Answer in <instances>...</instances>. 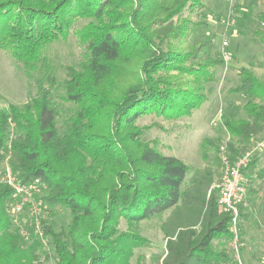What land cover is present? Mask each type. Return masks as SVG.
Instances as JSON below:
<instances>
[{
    "label": "trees",
    "instance_id": "16d2710c",
    "mask_svg": "<svg viewBox=\"0 0 264 264\" xmlns=\"http://www.w3.org/2000/svg\"><path fill=\"white\" fill-rule=\"evenodd\" d=\"M196 7H204L202 0H0V50L30 78L50 73L48 47L67 39L78 19L89 20L75 29L85 61L70 69L61 95L77 106L66 132L58 128L60 110L43 77H37L31 101L0 107V162L10 153V168L23 184L40 178L46 202L70 211L67 228L43 223L57 264H130L134 247L147 239L121 230V219L131 228L166 213L162 264H221L230 258L225 245L232 215L219 211L213 170H196L186 186L188 164L164 154L156 140H144V128L136 124L145 114L190 117L207 101V85L217 80L224 60L202 57L207 44L191 41L204 23L183 13ZM251 35L264 46V27ZM231 92L250 97L243 106L247 118L233 105L223 117L228 134L241 143L228 145L235 159L264 131V77L242 67ZM155 125L162 127H147ZM210 142L217 147L220 139ZM256 163L257 154L244 173ZM256 177L264 184V165ZM12 194L0 182V264H44L42 239L24 246L11 231ZM247 218L243 210V232Z\"/></svg>",
    "mask_w": 264,
    "mask_h": 264
},
{
    "label": "rangeland",
    "instance_id": "374dc122",
    "mask_svg": "<svg viewBox=\"0 0 264 264\" xmlns=\"http://www.w3.org/2000/svg\"><path fill=\"white\" fill-rule=\"evenodd\" d=\"M204 7L187 9L183 16L201 21L203 26L197 28L191 36V41H202L208 50L202 57H215L224 60L218 68L217 80L207 85V101L190 117L168 120L156 114H145L136 120V124L144 128V140H156L159 149L167 155L182 159L190 167L186 178V186L196 170L209 167L214 172L213 187L222 181L223 164L221 146L230 142L240 145L232 138L224 127V116L230 105L239 112L238 116L247 118L243 106L250 97L242 93H233L231 89L239 83V72L242 67H251L254 72L264 77V46L254 39L251 30L264 27L262 19L263 8L260 0H202ZM89 20L78 19L75 29H79ZM73 29L67 39L52 43L46 55L50 59L51 71L34 73L28 77L23 65L17 62L10 53L0 50V107L10 103L24 105L38 93L37 77L44 78V85L49 89L53 102L60 110L58 128L66 132L70 127V117L76 112L77 106L65 102L61 95L65 92V82L70 77V69H79L85 61V47L79 42ZM228 42V59H224L223 43ZM49 76L54 77L52 84ZM160 123L162 127L153 123ZM251 149L257 142L264 139V131L253 137ZM220 139L216 147L210 140ZM231 149L229 148V151ZM232 155V150L230 151ZM263 151H258V162L246 172L249 189V205L245 209L248 218L244 223V248L242 264H264V184L256 177L257 171L264 165ZM8 153L0 162V182L7 183L14 172L10 168ZM14 173V174H13ZM17 175V174H16ZM42 202L39 210H32L26 204L21 214L14 213L12 201L8 203L7 211L11 218V231L19 233L28 246L34 239L44 238L43 244L48 256H42L44 264H57L55 249L49 243V238L41 236L43 223L52 225L56 230L67 228L71 219L70 211L65 207H52L45 200V185L36 195ZM220 211V210H219ZM221 212V211H220ZM170 213L151 220H143L130 228L121 219L119 228L123 231L133 229L147 239V243L135 246L130 264H162L167 252V236L163 223ZM42 238V239H43ZM215 245L217 242L215 241ZM225 248L230 252L228 243ZM222 264V263H221Z\"/></svg>",
    "mask_w": 264,
    "mask_h": 264
},
{
    "label": "built area",
    "instance_id": "2783aa9c",
    "mask_svg": "<svg viewBox=\"0 0 264 264\" xmlns=\"http://www.w3.org/2000/svg\"><path fill=\"white\" fill-rule=\"evenodd\" d=\"M227 48L228 42L225 41L223 43V49L224 59L226 60L228 59ZM260 150H264V139L257 142L253 149L248 150L245 154L235 159L232 157L227 144L221 146V160L224 172L222 181L217 186L218 205L221 212L229 211L232 215L230 224V232L232 235L228 241V247L231 252L230 258L222 264H242V250L245 244L241 227L242 211L249 205L248 178L246 173H244V169L252 162L253 157ZM14 176H10L7 182L13 189L11 206L14 213L21 214L25 205L28 203L32 210L37 212L36 210L40 209L38 205H42V202L36 196L43 185L42 180L37 178L23 184L16 174ZM41 236H43V233H41Z\"/></svg>",
    "mask_w": 264,
    "mask_h": 264
},
{
    "label": "crops",
    "instance_id": "0c3cea01",
    "mask_svg": "<svg viewBox=\"0 0 264 264\" xmlns=\"http://www.w3.org/2000/svg\"><path fill=\"white\" fill-rule=\"evenodd\" d=\"M263 155H264V153H263ZM257 162H258V156H257ZM261 168V167H260Z\"/></svg>",
    "mask_w": 264,
    "mask_h": 264
}]
</instances>
